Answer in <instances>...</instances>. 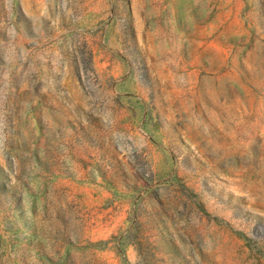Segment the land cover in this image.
I'll list each match as a JSON object with an SVG mask.
<instances>
[{
    "label": "rangeland",
    "instance_id": "obj_1",
    "mask_svg": "<svg viewBox=\"0 0 264 264\" xmlns=\"http://www.w3.org/2000/svg\"><path fill=\"white\" fill-rule=\"evenodd\" d=\"M0 264H264V0H0Z\"/></svg>",
    "mask_w": 264,
    "mask_h": 264
}]
</instances>
